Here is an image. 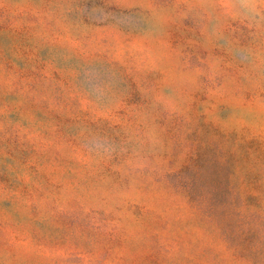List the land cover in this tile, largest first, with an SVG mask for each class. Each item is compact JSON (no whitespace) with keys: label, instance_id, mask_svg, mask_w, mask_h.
<instances>
[{"label":"rangeland","instance_id":"obj_1","mask_svg":"<svg viewBox=\"0 0 264 264\" xmlns=\"http://www.w3.org/2000/svg\"><path fill=\"white\" fill-rule=\"evenodd\" d=\"M0 264H264V0H0Z\"/></svg>","mask_w":264,"mask_h":264}]
</instances>
